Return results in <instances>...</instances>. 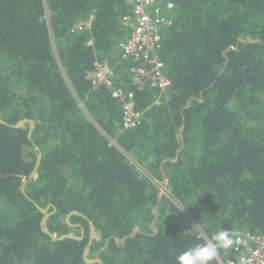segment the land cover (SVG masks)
Returning <instances> with one entry per match:
<instances>
[{
	"label": "trees",
	"instance_id": "1",
	"mask_svg": "<svg viewBox=\"0 0 264 264\" xmlns=\"http://www.w3.org/2000/svg\"><path fill=\"white\" fill-rule=\"evenodd\" d=\"M163 1L167 96L154 105L156 91L131 86L118 66L144 114L117 132L119 103L84 74L95 59L114 63L126 1L0 0V264H91L84 216L99 236L87 257L102 264H177L205 243L185 211L209 239L264 231V0ZM22 118L30 136L27 122L13 126ZM163 178L170 196L158 197ZM37 205L52 211L44 225ZM71 210L84 216L68 224ZM43 226L84 234L53 240Z\"/></svg>",
	"mask_w": 264,
	"mask_h": 264
},
{
	"label": "built area",
	"instance_id": "2",
	"mask_svg": "<svg viewBox=\"0 0 264 264\" xmlns=\"http://www.w3.org/2000/svg\"><path fill=\"white\" fill-rule=\"evenodd\" d=\"M129 6L128 12L122 17L126 29L125 37L117 42V57L113 64L108 61L93 60L92 65L85 70L84 77L89 81L91 89L100 87L119 103L120 121L116 125L117 132L129 131L141 125L144 111L137 108L135 91L121 87L117 80V68L125 65L126 73L133 87H149L156 91L154 105L161 103L162 97L167 96L170 79L165 72V63L161 57V49L165 28L172 25V6L163 0H125ZM91 16L75 22L70 31H82L90 26ZM114 142V139H111ZM164 183L158 184L160 196H170L169 189ZM160 190L162 193H160ZM190 215L189 213H186ZM191 216V215H190ZM192 217V216H191ZM195 232L204 242L209 240L202 227L196 223ZM231 246L233 257L222 260L219 264H264V231H252L248 228L238 230L234 235Z\"/></svg>",
	"mask_w": 264,
	"mask_h": 264
},
{
	"label": "water",
	"instance_id": "3",
	"mask_svg": "<svg viewBox=\"0 0 264 264\" xmlns=\"http://www.w3.org/2000/svg\"><path fill=\"white\" fill-rule=\"evenodd\" d=\"M233 49H236V47H233ZM0 121L3 122V123H6L5 121H3V120H1V119H0ZM25 122H27V123L29 124L28 136H30L31 131H32V129L34 128V122H33L32 119H29V118H22V119L18 120L13 126H14V127H20V126H23ZM35 149H38V147L35 146ZM40 157H41V154H40V152H39L38 155H37L36 164H35V166H34L32 172L30 173V177L35 176V174H36V167L38 166V164H39V162H40ZM158 197H160V196H158ZM50 205H51V204H48V206H50ZM37 206H38V205H37ZM38 209H39L40 212L43 214V217L41 218V222H40V224H41V225H44L45 222H46V220H47V218H48V216L52 213V211L50 212V211H48L47 208H43V207H40V206H38ZM154 212H155V218H156V215H157V208H156V207H155V209H154ZM73 214L80 215V216H84L82 213L78 212L77 210H71L70 212H68V213L65 215V221H66V223L71 224V223L69 222V218H70V216L73 215ZM84 217H85V218L88 220V222H89L90 233H89V237H88V243H87V245L84 247V250H83V254H82V256H83V260H84L85 262H87V263H91V264H93V263L102 264L101 259L98 257V253H96V255H95L93 258H88V257H87V252H88L89 246L91 245L92 240H93V238H94V236H95L96 233H95V226H94V224H93V221L90 220V219H88L86 216H84ZM155 218L153 219V221H152V223H151V227H154V226H153V222H154ZM42 230H43L46 234H48L53 240H62V239H64V238H66V237H68V238H74V239L80 240V239H82L83 234H84L82 229H81L80 235H76V234H74V233H72V232H67V233H63V234H61V235H56L55 233L51 232L48 228H46V227H44V226L42 227ZM136 230H137V229L133 230V231H132V234H133ZM155 230H156V229H155ZM116 241H117V242H120L121 239H116ZM101 249H103V248H101Z\"/></svg>",
	"mask_w": 264,
	"mask_h": 264
},
{
	"label": "clouds",
	"instance_id": "4",
	"mask_svg": "<svg viewBox=\"0 0 264 264\" xmlns=\"http://www.w3.org/2000/svg\"><path fill=\"white\" fill-rule=\"evenodd\" d=\"M233 244L234 239L229 231L220 230L205 243L191 247L178 255L177 264H211L220 249H228Z\"/></svg>",
	"mask_w": 264,
	"mask_h": 264
},
{
	"label": "rangeland",
	"instance_id": "5",
	"mask_svg": "<svg viewBox=\"0 0 264 264\" xmlns=\"http://www.w3.org/2000/svg\"><path fill=\"white\" fill-rule=\"evenodd\" d=\"M164 182H165L164 180H163V181H162V180L160 181V183H164ZM160 193H162L161 190H160ZM158 194H159V192H158ZM160 196H161V195H160ZM154 209H155V208H154ZM154 213H155V212H154ZM186 213H188V212L185 211V216H186V218L191 222V224H192V225L194 226V228H195V224L197 223L196 220H195L193 217H191L190 215L186 214ZM135 228H136V227H135ZM136 229H137V228H136ZM94 238H95V239H98V238H99V236L97 235V233L95 234Z\"/></svg>",
	"mask_w": 264,
	"mask_h": 264
},
{
	"label": "flooded vegetation",
	"instance_id": "6",
	"mask_svg": "<svg viewBox=\"0 0 264 264\" xmlns=\"http://www.w3.org/2000/svg\"><path fill=\"white\" fill-rule=\"evenodd\" d=\"M78 225V224H77ZM81 226V225H80Z\"/></svg>",
	"mask_w": 264,
	"mask_h": 264
},
{
	"label": "crops",
	"instance_id": "7",
	"mask_svg": "<svg viewBox=\"0 0 264 264\" xmlns=\"http://www.w3.org/2000/svg\"><path fill=\"white\" fill-rule=\"evenodd\" d=\"M120 109V108H119Z\"/></svg>",
	"mask_w": 264,
	"mask_h": 264
}]
</instances>
